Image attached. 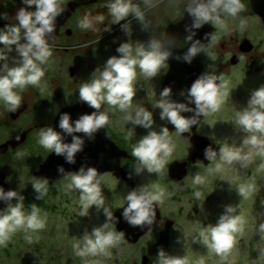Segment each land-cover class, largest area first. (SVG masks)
I'll return each mask as SVG.
<instances>
[{"label":"flooded vegetation","instance_id":"1","mask_svg":"<svg viewBox=\"0 0 264 264\" xmlns=\"http://www.w3.org/2000/svg\"><path fill=\"white\" fill-rule=\"evenodd\" d=\"M63 2L71 12V16L65 25L61 27L60 36L55 43L47 42L53 50L52 52L65 57L75 58V62H71L68 69L71 78L68 84L74 86L81 84L84 56H93L98 53L99 55L105 54L104 57L107 59L119 57L122 54L118 52V48L125 43L133 48L134 54L136 47L143 46L148 49L152 42H158L161 45V51L168 53L175 66L174 82L168 86H165V84L171 71V65L165 61L156 76L145 78L141 75V80L136 81L139 84L138 86L145 90L147 98L156 102V106L146 110L151 113V126L144 127L139 124L140 129L134 126L133 131L141 134L161 133L163 129L167 128L169 136L176 135L181 138L182 141H179L180 147H178L180 149L185 148L188 154L175 159L174 162L187 164V176L183 180L170 179V165L166 166L165 175L161 177L153 176V180L151 178L142 180L140 177L142 163L131 155L130 150L123 148L117 141L118 136H120L127 142L126 145L128 143L133 144L129 133L122 132V129L117 130L118 116H127L126 113H129V111L118 112L116 108H111L110 110L107 104H102L103 108L100 109V112H105L108 115V124L100 128L98 138L83 137L82 139V148H85L86 143H88L89 147H92L94 143L98 150H110L112 143H115L131 155L130 159L122 160V166L131 173L128 181L118 179L113 173L102 174L95 168L98 176L103 175L112 179L117 185L120 184L122 189L127 190L124 198L125 202L117 206L112 216L119 208L127 206L126 197L133 191L139 192L141 189L151 190L153 186H159L164 190L165 187H172L171 185L175 186L178 191H187V182L196 177L198 171L201 172V170L211 168L217 161L221 160V157L212 156L208 165L205 160L196 159L194 161L193 139L199 136L208 139L217 148H223L224 144L214 137L218 135V130L214 129L215 126L219 125L217 120L224 118V114L227 111H233L234 113L250 111V101L254 93L264 89V0H241L244 7L236 17L221 12L220 19L224 22L223 26L217 25L213 21H208L207 29L212 30L211 38L193 56H190V51L187 50L193 43V39L189 34H179V36L176 34L170 42H164L170 26L179 24L187 18L186 7L189 4L188 0H132V3L144 13V19L141 21L134 14H129L128 17L119 23L114 22L109 11L108 6L113 0H63ZM207 2L208 0H206ZM70 4L72 5L70 6ZM21 8L32 12L36 11L35 5L28 6L24 3V0H0V30L6 32L9 27L18 26L16 13ZM86 14L93 21V28L89 30H83L78 26L79 21ZM100 15L104 17L103 22L95 21L94 18ZM241 22H243V25ZM134 28L138 31L137 35L134 34ZM19 44H26L23 29H21ZM16 49L17 45L15 44L11 46L0 44V51L3 53L5 50L12 52ZM71 69H73V72H71ZM208 76L216 77L215 83L218 87L224 81H227L229 86L228 95L220 108L222 109L225 105H228L226 107L227 110L225 112L220 110L222 114L218 116L217 120L215 114L218 112L198 114L194 98L190 96V89L194 83ZM165 90H169L167 96L162 95ZM34 94L37 97L39 93L34 92ZM164 101L177 107L180 105L184 106L183 109L179 110L180 116L186 120L193 121L187 130L179 132L178 129H169V118L167 117H164L163 121L158 123L163 110L157 105ZM79 103L88 104L78 100L60 109L55 108L53 109L54 112L50 114L47 123H36L20 132H13L15 131L14 124L21 120L26 113L41 109L45 102L34 101L30 103L27 100H22L18 107L25 104L26 109L14 117L12 116L13 111H9L4 105H0V130L6 128L10 132L7 138L0 139V182L6 183L10 191L17 193L13 202L2 211L1 215L6 214L10 207H14L18 201L22 200L27 202L29 208L35 206L39 212L48 211L46 204L53 195H57V188H61L64 181L68 180L71 175L76 174L72 173L53 184L44 177L36 176L41 165L52 152L40 166L34 165L31 162L34 155L28 150L29 146L26 143L30 141V138L32 139L33 133L40 132L44 128H53L56 131L55 120L59 112L63 108ZM131 115L133 120H135L136 113H131ZM102 128L106 129L108 139L102 137ZM26 132L27 138L23 144L8 146L4 151H1V146ZM88 168L94 167H87L83 170L86 171ZM153 173L154 171L149 172L150 175ZM45 180L47 181L46 192H37L33 187L34 183L37 181L44 182ZM54 188L55 190H53ZM180 194L182 193L180 192ZM169 203L172 204L173 210L166 206L164 200H162V203L153 202L152 209L155 215L152 223H150L153 225L137 241L138 232L149 226V223L132 225L124 216L119 221L122 228V232H119L118 225L112 224L111 219H108L109 228L123 234V239L120 242L122 245L129 248H138L148 242V251L140 257L141 264H143L145 259L149 260V264H152L153 250H161L163 247H168L172 243L171 234L179 230V219L181 221L180 216L184 213L180 206L182 203L181 198L172 196ZM173 204L177 205L178 209H175ZM81 258L82 256L77 255L76 250L72 246L65 249L62 260L64 264H80L82 263ZM58 259L60 257H57L56 260L51 257L47 264H55Z\"/></svg>","mask_w":264,"mask_h":264},{"label":"clouds","instance_id":"2","mask_svg":"<svg viewBox=\"0 0 264 264\" xmlns=\"http://www.w3.org/2000/svg\"><path fill=\"white\" fill-rule=\"evenodd\" d=\"M28 6L35 5L36 11H28L21 8L16 13L18 26H12L7 31L0 30V44L6 46L17 45V51L22 57V63L13 68L5 65V73L0 74V103L9 111H14L21 103V96L18 90H23L27 85L40 87L41 80L45 75L43 66L52 56L50 45L45 39L47 33L54 31V21L63 11L61 0H24ZM195 7H189L191 14L197 18L196 27L201 22L213 21L215 24L223 26L220 19L221 12L229 16L236 17L243 10L241 0H208L207 3L194 0ZM109 11L114 22L119 23L121 20L134 14L141 21L144 19V13L141 9L132 3V0H113L110 3ZM95 21L103 22L102 15L96 16ZM243 25V22H241ZM39 25V26H38ZM78 26L83 30L93 28V21L86 14ZM21 29L24 30V39L26 44H19L21 39ZM122 55L111 57L107 60L103 71L95 76L90 82H85L79 89V99L87 102L89 106L100 110L102 104H107L117 108L120 112H127L133 107V98L136 95L135 82L137 76L143 75L145 78L156 76L163 62L167 59L168 53L161 51V45L158 42H152L148 49L138 46L134 50L125 43L118 48ZM197 48L190 49L189 55H195ZM6 59L0 51V60ZM139 70V73H138ZM215 76L202 78L194 83L190 89V96L199 113H216L220 111L225 97L228 95V82L224 81L218 87L215 83ZM41 87V91L43 92ZM169 90H165L162 95L167 96ZM163 109L162 118L167 117L176 126L179 132L189 128L193 121L182 118L179 110L184 106H176L167 101L157 105ZM251 110L237 112L236 122L244 128L245 131L252 133L244 143L258 149V153L264 156V89L256 91L250 101ZM142 117V118H141ZM128 120H133L129 112ZM71 117L65 113L61 116L59 126L67 133L84 132L92 134L102 126L108 124L109 117L105 112L85 114L75 122V126L70 122ZM134 123L141 124L144 127L151 126V113L142 108L136 110ZM260 134V138L256 135ZM39 144L49 152L56 154H66L69 162H74L75 154L82 149L83 141L79 137L73 138V143L65 144L61 136L53 128H44L39 134ZM172 153L169 141V132L165 128L160 134L150 133L147 137L140 140L132 146L131 155L137 158L142 165L149 171L160 172L166 162V158ZM211 156H215L212 153ZM251 153L242 155V149L229 147L225 145L222 149L221 160L231 164L235 160H248ZM221 164L216 165V171H220ZM62 172L63 169H60ZM105 179L103 175L98 176L95 168L80 170L78 173L71 175L69 189L80 191L79 204L81 206L80 215H88V210L93 205L101 208L105 204L102 195L101 182ZM204 180L197 175L193 184H202ZM47 181L35 182L33 187L37 192H46ZM253 191L252 186H242L240 192L245 199ZM199 197L201 193L196 192ZM17 196L14 191L4 194L0 190V197L12 199ZM164 196V190L159 186H153L151 190L141 189L139 192L133 191L128 194L126 200L127 207L123 215L132 225H141L145 222L152 223L155 215L152 205L153 202H161ZM39 198V197H38ZM22 203L15 207H10L6 214L0 215V244L9 239V236L18 229L38 231L45 227V220L41 218L39 210L33 206L31 214L24 213ZM105 215L110 220L112 213L105 208ZM229 211H232L229 209ZM246 221L241 216H223L218 225L209 227L201 231L200 235L209 249L219 255L222 259L226 258L231 252L237 241V235L243 234ZM108 227L105 224L102 227L93 229L91 235H85L83 241H77L73 247L79 256H95L97 254H107L110 248L115 247L123 239V234L116 231H106ZM260 231L264 232V224L260 225ZM81 244L83 246H81ZM161 264H186L185 260L163 258V252L160 253ZM201 264L203 262L201 261Z\"/></svg>","mask_w":264,"mask_h":264},{"label":"rangeland","instance_id":"3","mask_svg":"<svg viewBox=\"0 0 264 264\" xmlns=\"http://www.w3.org/2000/svg\"><path fill=\"white\" fill-rule=\"evenodd\" d=\"M134 34H138L136 28H134ZM3 54L6 59L0 60V74L5 73V65L8 68H13L22 63V57L17 49L12 52L5 50ZM55 54L52 52V56L43 66L45 75L41 80L40 87L27 85L23 90H18L21 102L22 100H27L30 103L42 101L45 102V105L35 112L26 113L21 120L14 124L15 131L13 132H20L36 123H47L50 114L54 112L53 109H60L67 104L80 100L79 89L82 84L91 81L99 74V71H103L108 60L104 57L105 54L95 53L93 56H84L82 82L74 86L68 84L71 79L68 69L70 63L75 62V58ZM141 78L142 76L138 74L136 81H140ZM138 85L135 82L136 95L133 98V107L127 110L130 113H136L138 108L146 111L148 108H155L156 106V102L147 98L145 90ZM41 87L44 89L43 92ZM34 92L39 93L37 97H35ZM0 105L3 104L0 103ZM108 107L110 110L113 108L109 105ZM226 107L228 105L220 110L225 112ZM117 111L120 112L118 109ZM221 114L220 111L215 114L216 120ZM236 114L233 111H227L224 118L217 120L219 125L215 126L214 129L218 130V135L214 137L224 146L242 149V155L251 153L250 158L248 160H235L231 164L222 160L217 161L211 168L198 171L197 175L203 178L204 183L193 184L194 177L187 182V191H178L173 185H171L172 187H165L162 200L166 206L173 210L169 201L172 196L174 198L180 197L182 201L180 206L184 213L180 216L181 221L179 219V230L171 234L172 243L161 250H153L152 264H161V252L164 254L163 258L182 259L186 261V264H201V261L203 264H264V232L260 231V225L264 224V156L257 154V148L244 143L252 133L245 131L236 122ZM126 117L118 116L117 130L122 129V132L129 133L133 144L128 143L126 145L127 142L120 136H118L117 141L123 148L131 152L132 146L150 133L141 134L133 131L134 126L140 129V125ZM162 121L161 116L158 123ZM9 133L6 128L1 129L0 139L7 138ZM39 134V131L33 133L32 139L30 138V141L26 143L29 146L28 150L34 155L31 162L37 166H40L51 153L39 144ZM256 135L260 138L259 133ZM169 141L172 153L166 158L163 169L160 172L154 171L150 175L147 167L142 165L140 176L142 180L165 175L167 165H171L175 159L188 154L185 148H179L181 138L171 135ZM217 164L222 165L220 171L215 170ZM69 183L70 178L62 183L61 188H57V195H53L46 204L48 211L39 212L41 218L45 220L43 229L38 231L18 229L9 236L7 241L0 244V264H47L51 257L55 260L60 257L55 264H64L62 258L67 247H72L77 241L82 242L84 236L91 235L93 229L105 224L108 225V218L104 209L107 208L113 213L118 205L125 202L127 190L122 189L121 185H117L112 179L105 177L101 182L102 195L105 199L104 206L98 209L97 206L93 205L89 208L88 215L81 216L79 214L81 211L80 191L69 189L67 186ZM248 185L252 186L253 191L245 199L240 188ZM196 192L201 193V195L197 197ZM20 203L23 205L24 213L26 215L31 214L33 208H29L27 202L18 201L15 206ZM174 206L175 209H178L177 205ZM226 215L232 217L243 215L246 223L243 234L237 235L233 249L226 258L222 259L209 249L200 233L209 227L217 226L220 219ZM105 230L111 231L109 225ZM81 246L83 245L81 244ZM148 247V242L138 248H129L119 243L110 248L107 254L83 256L80 264H141L140 257L148 251Z\"/></svg>","mask_w":264,"mask_h":264},{"label":"water","instance_id":"4","mask_svg":"<svg viewBox=\"0 0 264 264\" xmlns=\"http://www.w3.org/2000/svg\"><path fill=\"white\" fill-rule=\"evenodd\" d=\"M189 4L186 7V13L187 18L176 25L170 26V28L167 31V37L164 42L168 43L170 40L174 37V35L178 34H189L192 39L193 43L192 45L187 49L190 51L193 47H196L197 50L201 48L203 45L209 41L212 35V30H208V21L207 22H201L199 27H196L197 18L194 17L191 12L189 11V7H195L194 0H188ZM198 2L206 3V0H198ZM72 4H70L71 6ZM61 8L63 11L56 17L54 21V31L52 33H47L45 36L46 41L50 43H55L57 38L60 36V30L61 27L65 25L69 17L71 16V12L68 10L67 6L61 0ZM39 26V25H38ZM163 42V43H164ZM193 56V55H192ZM171 57L168 56L165 62L169 63L171 65V71L166 79L165 86H168L174 82V71L175 66L174 63L171 61ZM71 72H73V69H71ZM103 108V106H101ZM26 109V105L23 104L20 107H18L15 111L12 112V116L14 117L16 114L23 112ZM98 110L89 106V104L86 103H79L74 106L63 108L55 120V127L57 133L60 134L62 142L65 144H71L73 143L74 137H79L83 139V137H95L98 138L100 135V129L96 130L92 134L84 133V132H73L71 134L67 133L65 130L60 128L59 123L61 116L65 113L69 114L71 117V123L73 124V127L75 126V122L79 120L83 115L85 114H93L97 113ZM100 112V110H99ZM169 129H177L176 126L170 121L168 124ZM102 134L104 139H108L106 129L102 128ZM27 138V132L14 137L12 140L7 142L5 145L1 146V151H4L5 148L8 146H17L20 144H23L26 141ZM194 144V153H193V160L196 161V159L205 160V163L208 165L210 163L211 154L215 153L216 158H220L222 154L223 148H217L215 145H213L208 139L202 138V137H195L193 139ZM83 146V144H82ZM112 158V162H111ZM131 155L121 149L118 145L115 143H112L111 149H105V150H98L97 147L94 146V143L92 147L88 146V143H86L85 148H82L80 151H78L75 154L74 162H69L67 159L66 154H56L54 151L48 156L46 161L41 165L40 170L36 173V176L38 177H44L51 184L60 181L66 176H69L72 173H77L81 169H85L87 167H94L96 168L100 173H113L118 179H123L125 181H128L131 177V173L126 171V169L122 166V160L123 159H130ZM60 169H63L61 172ZM169 176L172 180H178L181 181L187 176V164H182L179 162H173L170 165L169 168ZM0 190L3 191L4 194H7L10 190L6 183L0 182ZM14 198L12 199H5L0 197V215L3 210H5L12 202ZM127 206L124 208L119 209L111 218V223L114 225H118V231L122 232V228L120 227L119 221L124 217L123 213ZM151 225L146 226L142 230H140L137 234L136 241L143 235L146 234L147 230L150 229ZM143 264H149V260H144Z\"/></svg>","mask_w":264,"mask_h":264}]
</instances>
